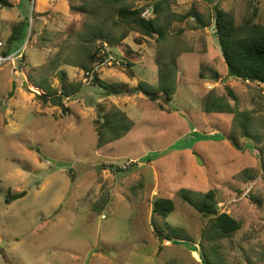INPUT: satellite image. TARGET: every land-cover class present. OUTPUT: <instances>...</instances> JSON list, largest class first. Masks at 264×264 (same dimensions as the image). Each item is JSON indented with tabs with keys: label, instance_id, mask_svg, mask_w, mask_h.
Wrapping results in <instances>:
<instances>
[{
	"label": "rangeland",
	"instance_id": "1",
	"mask_svg": "<svg viewBox=\"0 0 264 264\" xmlns=\"http://www.w3.org/2000/svg\"><path fill=\"white\" fill-rule=\"evenodd\" d=\"M6 1L13 7L0 3V52L15 24L27 17L30 26L12 46L14 53L23 49L22 62L0 67V264H264V91L227 77L212 18L216 5L239 24L252 0H176L175 13L194 10L207 27L193 18L172 25L180 48L176 91L164 105L169 112L159 108L162 97L152 102L139 93L107 95L83 83L82 69L65 65L59 70L67 81L81 83L80 91L62 105L38 101L41 91L21 71L40 68L60 50H75L90 20L70 10L80 0H35L33 6ZM154 1L133 4L148 9ZM253 5L256 21L264 23V0ZM110 48L123 63L103 69L101 82L157 86L160 48L154 38L130 32ZM127 48L138 55L133 78L121 52ZM50 84L59 91L57 74ZM209 93L226 97L235 114L204 112ZM113 107L134 125L96 149L93 122ZM209 190L219 212L241 223L215 244L202 237L208 219L182 201L204 203ZM19 193L25 195L9 200ZM158 197L174 204L166 218L152 212ZM152 221L159 230L175 228L170 237L181 242H161Z\"/></svg>",
	"mask_w": 264,
	"mask_h": 264
},
{
	"label": "trees",
	"instance_id": "2",
	"mask_svg": "<svg viewBox=\"0 0 264 264\" xmlns=\"http://www.w3.org/2000/svg\"><path fill=\"white\" fill-rule=\"evenodd\" d=\"M80 2L79 6H70V10L87 14L90 21L86 24L88 27L84 33L78 35L76 45L74 44L75 50H60L53 59L44 63L40 68H28L21 71L23 73L26 71L27 81L30 86L35 87L33 90L41 91L40 94H35V98L43 103L59 99L62 105L63 98L74 97L80 91L81 83L67 81L66 74L59 70L61 66H74L83 71L87 70L98 56L100 44L97 45V41L119 47L130 32H136L142 37L154 38L160 48L156 58L157 86L152 87L142 82H139L135 88L122 84L107 85L98 77L95 78L93 85L107 95L120 96L139 93L152 102L162 97V104H159V108L169 112L164 105L172 101L176 91L177 58L180 48L176 34L172 32V25L176 22H183L186 18L195 19L202 28H206L207 24L194 10L183 15L175 13L172 8L177 4L176 0H156L148 9L134 8V0H80ZM0 3L4 7H13L6 0H0ZM34 3L35 1L32 6ZM250 7L249 16L236 24L228 13L223 12L216 5L213 6V28L227 68V77L254 83L264 91V23L256 21L258 10L253 5V0L250 2ZM150 10L151 14L147 16ZM29 26L28 18L24 17L11 28L6 40L7 49L1 53L3 56L14 53L13 43L20 39L21 33L26 32ZM29 40H31L30 37ZM64 52L65 56H63ZM121 52L125 68L128 70L126 74L133 78L131 68L136 64L138 55L129 48L122 49ZM55 74L59 76L61 82L59 91L52 88L50 84V79ZM199 76L203 78V74ZM214 76L217 79V74ZM227 90L231 96L228 88ZM203 111L235 114V109L226 97L211 93L205 97ZM133 125V121L127 114L117 107L111 108L106 113H100L93 122L97 136L96 149L118 141L132 129ZM243 135L248 137V132L244 130ZM231 144L240 149L235 140L232 139ZM109 167L112 168V166ZM117 171L122 172L123 169L117 168ZM214 197L213 190H209L205 193L206 202L204 203L195 204L185 196H182V201L208 219L202 229V237L209 243L215 244L220 238L230 237L240 230L241 223L226 213H220ZM173 211L174 204L171 199L158 197L154 200L152 206L154 215L166 218ZM152 226L155 236L161 242L171 240L181 242V239L170 237L171 233H176L175 228L166 226L164 230H159L153 221ZM205 261L208 263L206 258Z\"/></svg>",
	"mask_w": 264,
	"mask_h": 264
},
{
	"label": "built area",
	"instance_id": "3",
	"mask_svg": "<svg viewBox=\"0 0 264 264\" xmlns=\"http://www.w3.org/2000/svg\"><path fill=\"white\" fill-rule=\"evenodd\" d=\"M29 1H31L33 4L35 0ZM22 55L23 49L9 56H3L0 52V67L6 62H15L16 60H21ZM122 63L123 61L112 52V48H110L107 43L101 42L100 50L96 60L89 69L84 70L82 73V81L86 85L92 84L103 69L121 67ZM12 68L15 69V66Z\"/></svg>",
	"mask_w": 264,
	"mask_h": 264
},
{
	"label": "water",
	"instance_id": "4",
	"mask_svg": "<svg viewBox=\"0 0 264 264\" xmlns=\"http://www.w3.org/2000/svg\"><path fill=\"white\" fill-rule=\"evenodd\" d=\"M12 94H13V93H11V95H12ZM51 102L54 103V104H56V105H58V104L60 103V100H59V99H52ZM200 164H201V163H200ZM24 195H25V193L15 194V195H13V196H10V197H9V200H10V201H14V200H17V199L22 198Z\"/></svg>",
	"mask_w": 264,
	"mask_h": 264
},
{
	"label": "crops",
	"instance_id": "5",
	"mask_svg": "<svg viewBox=\"0 0 264 264\" xmlns=\"http://www.w3.org/2000/svg\"><path fill=\"white\" fill-rule=\"evenodd\" d=\"M9 35H10V34L7 35V38H8ZM191 253L194 254V255H196V258H197V259H195V261L199 263V262H200V258H199V256H198V254H197L196 252H194V251H191Z\"/></svg>",
	"mask_w": 264,
	"mask_h": 264
}]
</instances>
